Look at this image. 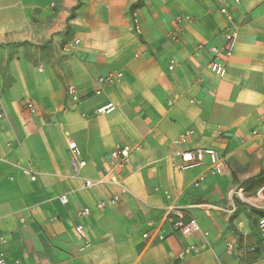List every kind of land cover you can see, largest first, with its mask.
<instances>
[{
  "label": "crops",
  "instance_id": "crops-1",
  "mask_svg": "<svg viewBox=\"0 0 264 264\" xmlns=\"http://www.w3.org/2000/svg\"><path fill=\"white\" fill-rule=\"evenodd\" d=\"M227 1L239 39L222 77L208 68L226 25L213 0H0L6 264H264V0ZM179 16L190 19L173 40ZM110 74L122 77L99 84ZM110 102L116 110L96 114ZM188 131L183 149L217 150L221 174L208 156L172 167V142ZM69 140L87 162L78 174ZM119 146L133 150L123 171L110 164ZM104 174L127 191L99 209L120 193L110 181L84 186ZM193 219L202 232L186 236L178 223ZM189 247L199 252L181 258Z\"/></svg>",
  "mask_w": 264,
  "mask_h": 264
},
{
  "label": "built area",
  "instance_id": "built-area-1",
  "mask_svg": "<svg viewBox=\"0 0 264 264\" xmlns=\"http://www.w3.org/2000/svg\"><path fill=\"white\" fill-rule=\"evenodd\" d=\"M215 2V5L218 8V12L226 19V25L223 30V38H224V45L221 48L218 47H210L209 50L212 53V60L210 64L208 65V68L214 72L215 74L219 76H224L226 74L227 68L226 64L228 60L233 56L234 51L236 49L238 39H239V30L238 26L234 20L233 14L231 12V4L227 0H213ZM234 4H239V0H233ZM188 16H179L177 17V29L173 34L171 35V38L173 40H177V33L182 31V25L189 21ZM76 43H79V41H76ZM200 49H203L204 46L200 45ZM170 70L174 69V65L171 64L169 67ZM122 77L121 74H110L106 77L99 78L98 82L99 84H112L118 80H120ZM100 91H97V94H99ZM67 96L71 103L77 104L81 97L79 96L76 88L74 86H69L67 88ZM23 108L25 111H28L30 113H35V105L31 101H25L23 104ZM117 109V106L110 102L105 106H102L96 110V114H107ZM4 116L3 108H2V98L0 96V118ZM193 135V131H188L185 134H183L178 139L174 140L172 142L173 145V152L170 156V161L172 164V167L177 171H186L189 169L196 168L198 166H201L204 163L205 157L208 156L211 160V163L213 165L214 170L216 173L221 174L224 169V158L221 156V154L214 149H206V148H196V149H183V146L188 142L189 138ZM68 149L70 153L71 158V165L74 169V171L78 174L81 169H83L87 162L82 157V152L75 141L69 140L68 143ZM133 154V150L128 146H119L117 147L110 155V164L112 167V170L120 169V171H123V169L126 168V166L130 163L131 157ZM26 174L31 175V170H25ZM107 177H109V174L102 175L99 180H90L87 179L85 181L84 186L86 188L94 187L95 185H102L107 182H111L112 184L118 186L120 188V193L115 194L114 196L102 200L98 203L99 209H105L108 206H115L122 198V195L127 191L126 187L124 186V183L119 176H112L111 180L107 181ZM32 179H35L32 177ZM199 183L197 182L195 186H198ZM242 189L237 191V194L244 199L242 195ZM257 198L260 201H264V188L259 189L257 191ZM59 201L63 205H67L69 203V200L66 196H60ZM233 211V210H232ZM90 214L89 208H84L81 211V216H88ZM178 226L180 228V231L184 235H191L193 233H201L202 229L200 225L197 223L196 220H191L188 223H178ZM76 232L79 235H84V228L83 226L79 225L76 227ZM259 231L261 236L264 238V216L259 221ZM146 238L147 235H144ZM229 249H232V246H229ZM199 252L198 247H189L186 248L185 251L181 254V258L184 256L190 254V253H197ZM0 264H6V261L3 257L0 256Z\"/></svg>",
  "mask_w": 264,
  "mask_h": 264
},
{
  "label": "trees",
  "instance_id": "trees-1",
  "mask_svg": "<svg viewBox=\"0 0 264 264\" xmlns=\"http://www.w3.org/2000/svg\"><path fill=\"white\" fill-rule=\"evenodd\" d=\"M141 1L137 2L136 4H134L132 7H131V10L135 9L136 7H139L141 6ZM264 175V172L261 174V176Z\"/></svg>",
  "mask_w": 264,
  "mask_h": 264
}]
</instances>
